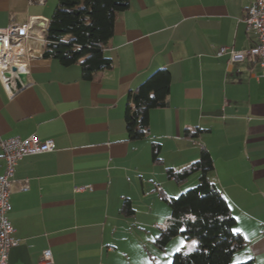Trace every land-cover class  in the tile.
Segmentation results:
<instances>
[{"label":"crops","instance_id":"crops-1","mask_svg":"<svg viewBox=\"0 0 264 264\" xmlns=\"http://www.w3.org/2000/svg\"><path fill=\"white\" fill-rule=\"evenodd\" d=\"M251 1L131 0L105 49L113 67L93 80L79 64L45 57L14 94L0 79V139L36 135L56 143L16 165L9 216L19 243L7 264H39L45 249L57 255L54 264H139L145 228L155 237L171 215L156 187L165 189L167 168L197 160L202 147L214 159L209 177L247 238L235 259L264 264V77L256 63L217 54L256 43L243 20ZM57 2L0 0V28L50 19ZM162 67L172 75L168 106L150 111L148 137L130 140L128 95ZM197 126L207 131L183 136ZM153 141L161 143L158 162ZM4 170L0 148V175ZM126 199L132 216L121 212Z\"/></svg>","mask_w":264,"mask_h":264},{"label":"trees","instance_id":"trees-1","mask_svg":"<svg viewBox=\"0 0 264 264\" xmlns=\"http://www.w3.org/2000/svg\"><path fill=\"white\" fill-rule=\"evenodd\" d=\"M131 0H58L46 28L43 57L63 66L79 64L82 76L93 80L98 72L111 69L113 62L105 49L114 35L120 12ZM172 75L168 68L153 71L131 91L125 110L127 134L130 140H141L150 133V111L168 106ZM206 128L185 129L183 136L198 138ZM161 143L152 142V158L161 161ZM214 169L211 152L202 147L200 157L180 168H167L166 175L177 184H183L195 174L199 181L178 196H170L161 188L156 191L168 204L171 215L159 228L153 243L163 250L176 236L196 239V248L190 252L177 251L172 264H254L253 259L235 261V255L247 245V238L236 229L237 219L231 204L210 179ZM121 212L134 215L135 207L126 199Z\"/></svg>","mask_w":264,"mask_h":264},{"label":"built area","instance_id":"built-area-1","mask_svg":"<svg viewBox=\"0 0 264 264\" xmlns=\"http://www.w3.org/2000/svg\"><path fill=\"white\" fill-rule=\"evenodd\" d=\"M46 0H37L44 3ZM247 30L256 36V43L245 51L232 47H220L218 55L229 54L232 61H248L261 67L259 77H264V0H252L244 17ZM49 19L32 16L23 24H11L0 28V79L10 94L25 86L20 75L30 73L32 63L43 57L42 48L46 42L45 31ZM0 148L5 159V170L0 175V264H7L12 247L18 245L15 227L10 220L12 210L11 192L16 182L15 172L18 161L29 154L53 151V139L42 140L36 135L28 137L12 136L0 139ZM28 187L25 181L23 188ZM86 187H75L81 191ZM57 255L45 249L39 264H54Z\"/></svg>","mask_w":264,"mask_h":264},{"label":"rangeland","instance_id":"rangeland-1","mask_svg":"<svg viewBox=\"0 0 264 264\" xmlns=\"http://www.w3.org/2000/svg\"><path fill=\"white\" fill-rule=\"evenodd\" d=\"M193 177H191L187 182L181 185L177 184L173 180H169V184L166 185L164 190L170 196H178L182 192L186 191L187 189L193 187L198 183L197 180L193 181L194 179ZM164 205L171 214V209L168 206V204L164 202ZM166 220L167 219H163L162 224H164ZM145 230L147 231L146 234L147 240L145 246H142V248L140 249L143 251V253L139 254V258H138L139 264H172L173 256L177 251L183 250L185 252H190L194 250L197 245L196 239H187L181 235H178L174 237L163 250H161L155 246L153 241H148V238H151V236H153L154 234L151 232L152 231L151 228H145ZM153 238L154 236L152 237L151 240H153ZM234 260L237 261L236 259Z\"/></svg>","mask_w":264,"mask_h":264},{"label":"water","instance_id":"water-1","mask_svg":"<svg viewBox=\"0 0 264 264\" xmlns=\"http://www.w3.org/2000/svg\"><path fill=\"white\" fill-rule=\"evenodd\" d=\"M20 78H21V81L24 83V84H27V75L26 74H22L20 75Z\"/></svg>","mask_w":264,"mask_h":264}]
</instances>
